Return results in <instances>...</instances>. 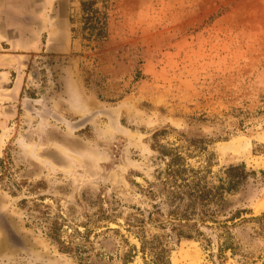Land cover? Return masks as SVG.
I'll return each instance as SVG.
<instances>
[{"label": "rangeland", "instance_id": "1", "mask_svg": "<svg viewBox=\"0 0 264 264\" xmlns=\"http://www.w3.org/2000/svg\"><path fill=\"white\" fill-rule=\"evenodd\" d=\"M82 1L41 3L33 102L0 133V205L33 249L0 235V264H144L173 196L240 165L221 211L247 213L169 259L264 264V0H94L103 40Z\"/></svg>", "mask_w": 264, "mask_h": 264}, {"label": "trees", "instance_id": "2", "mask_svg": "<svg viewBox=\"0 0 264 264\" xmlns=\"http://www.w3.org/2000/svg\"><path fill=\"white\" fill-rule=\"evenodd\" d=\"M94 4V0L82 1L81 10L86 27L90 30H98L94 33L93 40H103L107 32V17L105 11L99 9L98 12L93 7ZM71 31L75 30L71 28ZM247 176L244 165L230 166L225 171V177L221 178L217 185L195 181L192 182V188L186 196L182 194L173 196L176 204L167 214L168 219L161 222L160 233L149 239L140 240V251L149 256L143 257L144 264H171L169 253L173 244L179 243L181 239H191L195 235L204 236L200 226L209 228L217 225L225 228L229 226V223L234 224L236 219L247 213L245 209H236L230 215H225L221 211L227 196L237 191ZM219 215L224 218L218 217ZM249 219L255 220V216ZM206 240L207 243H211L207 237ZM226 242L227 240L223 242L224 246L221 244L218 247L219 251L232 248V244Z\"/></svg>", "mask_w": 264, "mask_h": 264}, {"label": "crops", "instance_id": "3", "mask_svg": "<svg viewBox=\"0 0 264 264\" xmlns=\"http://www.w3.org/2000/svg\"><path fill=\"white\" fill-rule=\"evenodd\" d=\"M41 3L49 7L55 0H0V133L24 102H33L27 69L39 51L40 23L54 17L41 13Z\"/></svg>", "mask_w": 264, "mask_h": 264}, {"label": "flooded vegetation", "instance_id": "4", "mask_svg": "<svg viewBox=\"0 0 264 264\" xmlns=\"http://www.w3.org/2000/svg\"><path fill=\"white\" fill-rule=\"evenodd\" d=\"M37 63H39V61ZM30 74L33 81L39 79L37 78L35 70L30 72ZM12 225L9 217L0 205V235L1 239L3 238V245L10 250L19 252L20 254L26 253L28 250L33 251L30 243L15 230H12Z\"/></svg>", "mask_w": 264, "mask_h": 264}]
</instances>
